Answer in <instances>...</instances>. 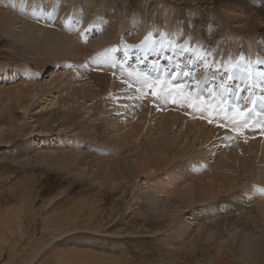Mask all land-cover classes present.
<instances>
[{
    "label": "rangeland",
    "instance_id": "rangeland-1",
    "mask_svg": "<svg viewBox=\"0 0 264 264\" xmlns=\"http://www.w3.org/2000/svg\"><path fill=\"white\" fill-rule=\"evenodd\" d=\"M64 1L67 5V8L65 9L66 17L62 21L58 19L52 20L55 22V25L52 23L51 26L48 27L53 29L55 32H64V34L57 32L61 37L57 38L58 41L56 40V43L48 40L51 34L34 33L32 30H28L31 34L27 33L28 35H25L23 30L18 28L20 25L18 23L15 24V22H13L8 24L7 22L5 24H0V85H3L0 87V107L3 100H7L11 93H13L11 97L14 96V93L19 92V89L23 90V92L27 94L31 89H28L30 87L29 83L31 84V87L33 86L34 90L37 89L36 92H38V96L36 98L33 99L32 97L31 99H28L29 104L32 105H29V109L27 111L22 109V104L25 103H19L20 107L19 105L14 104V107H12L14 111L6 110L3 112L0 109V264H264V240H261L259 247H250V255H247V251L242 253L244 250L241 249L239 237L244 234V231L248 230L251 225L249 219H247V221L245 220L246 222L243 221V217L246 214L245 210H243L245 207L236 195L237 191L240 193V190L242 192V190L251 187L252 189H256L255 183L252 185L253 181L251 182L248 179H250L251 176L258 174V171L262 172V169H264L263 159L257 158L255 159L257 161L254 162L247 161L248 166H250L247 168L246 173L248 171L249 172L248 174L244 173L246 177H241V180H243L241 185H244L241 189H239L240 185L238 181H235L236 187H225V185L227 186L230 183L233 184L232 182L226 184L222 183V185L225 184L224 187H221V189L218 188L216 191L213 189V195L209 192L206 194L203 192L204 195L201 194L200 196H197L199 199L191 206H197L196 211L202 210L205 213L202 220L203 223L201 221L202 224L199 226L204 225L201 228L198 227L199 223L192 225L193 229H189L190 233L188 234V238V235L183 234L185 226L182 220L184 217L192 218L190 211L182 212L179 216L176 213L173 214V216L171 215V217H174L175 221L173 224L170 217H161L155 207H152V205L144 197L143 200H141L136 206L139 210L135 208L133 212L126 213V208L129 206L130 202L134 200V196L140 191V188L144 187L142 193L140 191L141 194L147 192L148 188L145 185L148 186V184H146V181L153 184L159 180L152 176L148 177L146 173L139 171L136 167L133 168V173L131 168L130 176L125 178L124 176L126 173L121 165L127 167V164H130L133 167L134 162H136L132 159L134 157L131 158L132 161H107L110 163L112 162V165L116 163L113 169L112 177H109V173L104 167L106 161H101V163L91 161L94 160V156L99 154H97L96 149L92 150L90 147L91 145L94 147L93 143H95V146L103 145V141L107 140V145L103 146H106L105 148L107 149L109 147L110 150L102 153L104 157L107 158L114 154V158L109 157L110 159L108 158V160L121 159L123 155H132V153L135 154L136 158L140 157L143 151L141 149L139 151L138 149L139 146L144 145V140H142V138L132 139L131 144L133 146L130 144V141H120L119 137L122 138L123 136L114 135L112 131L114 127L116 128V126L121 122H113L114 118H124L123 115L125 113L132 115V113L135 112L134 110L131 111V109L135 107L134 102L135 104L139 102V105L142 107H144V105H149L150 109H154L156 113L161 112V109H157L156 106L173 104L171 99L165 101L163 99H155L151 95V88L149 85L152 84L157 76V73L153 71V66L151 67L152 64H142V69L139 70L140 73H137V75L132 74V69L126 68L120 64L117 58H119L120 53H122V47L120 48V46L125 42L124 40L132 38L160 40L161 36L164 33H167V36H169L168 39H175L177 44H183L185 41L189 40V47L193 49H195V46L199 44L203 46L204 51L210 50L213 55L208 58L209 63L213 60L217 62L225 61L228 63L231 58H234L236 62H239L241 55L245 57L246 61H251L250 53L246 51L243 52V46L252 50L256 60L264 59V53H258L259 47H264V23H262V26L258 27L256 30L247 31L246 29L240 30L241 27H239L236 22V16L246 17L250 14H256L264 21V0H214L216 2L213 0H196L197 3L195 2L194 6L190 5V3L193 2H187V5H185L184 2H177V4L174 5L165 1L162 2L161 7L157 5L158 0H144V2H141V0H119L117 5L113 1L114 5L112 2L111 10L113 13H119L118 9L122 12L123 26H119L121 22L117 21L118 16H116V21H113V23L112 19H109L111 28L110 31L107 32L104 31L107 27L102 30L101 28H98L101 19L98 16H95L96 14L93 12H87V14L91 15L89 16L91 19L88 17V21L90 20L89 22L84 20L85 18H83V11H81V7L85 5L81 2L82 0H74V3L71 2L72 0ZM92 1L93 0H89V3ZM212 1L213 3H211ZM49 3L53 5L51 1ZM99 3L101 5L103 0H100ZM77 4H79L78 7ZM119 4H121L122 9ZM143 6H145V13L144 11L141 12ZM179 6L181 7L179 8ZM182 8L184 9L182 10ZM211 8H213V11L216 13H213ZM95 9L97 8L95 7ZM27 10L22 11L21 13L18 11L17 16L21 19H26L27 22L31 23V25L34 24L39 26L40 22ZM137 12L144 16L143 25L137 29V34H128L124 31L125 26L130 25L129 21L135 16L133 13ZM71 13L73 15L69 17L68 15ZM98 13L100 12L98 11ZM24 14H27L28 16H25ZM92 15L94 16L92 17ZM110 15L112 16V14ZM110 15L108 17H110ZM92 20L95 22V25L92 24L91 27H89ZM31 25L29 24L27 29H29V26ZM152 27L154 29H152ZM62 28L63 30H60ZM181 30H183L182 33H180ZM239 30L240 32L238 33ZM9 31H12L13 34ZM223 31H226V34ZM177 33L182 34V39ZM232 33L236 36L235 40L227 35ZM7 34L10 35V37ZM108 34H110L109 37ZM206 35H209L208 37L212 39L210 40L209 38V41H207L208 37H205V40L204 36ZM41 37L42 40L40 39ZM238 37L239 44L236 43ZM63 38L65 39V43L63 42ZM76 40L79 41L81 45H85L86 48L80 45L81 48L79 49V46L77 47L78 44ZM71 41L73 42V44L71 43L72 45L70 44ZM61 44H63V46ZM236 44H238V46ZM88 45L92 48V53L88 50L90 49L87 47ZM76 47L78 50L82 49L83 51H86V53H91L90 55L98 56V58H103L107 51L115 53V56L112 54L114 58V71L110 76V85L107 86V93L109 95L112 94L114 97H110L109 95L106 96V100L108 101L113 98L110 102L114 103V106L108 105L107 107L98 110V112H95L102 117L103 128H101L99 132L104 134H100L98 132L97 134L99 136L97 134L95 135V142L90 139L89 142L79 143L77 145L75 144V146L71 145L73 144L71 143V140L68 142V139L70 138L68 134L73 135L76 131H73V127L67 124L65 122L66 120H63L64 109H61V113L58 114L59 117L56 116L58 117L56 119L57 121L53 123V127H55V129L49 132V134H45L43 132H39L41 134L38 133L39 129H36L38 126L36 120L39 119L38 117H40V115L48 113L51 109L50 106H48L47 109H42L43 105L49 103L48 100H50L51 97L56 96L57 98V96H62L66 93V90H63L64 92L60 90H52L51 92L48 91L50 90L48 88H51L49 83L51 81L50 74L52 71L60 69L55 75L59 77L56 83H62L63 80L68 78H72L75 81L79 79L78 76H74L76 70H73V68L64 70L65 67L62 65V61L65 58L73 62L79 57L76 53L74 54L73 51ZM52 50H54L56 56L53 54ZM63 50L67 51L69 55L67 56L66 52H63ZM38 53H40L41 56ZM52 54L54 56H51ZM149 57L151 58L155 56L154 54H151ZM176 60H179L182 65L187 64L188 62L187 55L182 57L176 56L174 57V61ZM235 60L231 59V62H235ZM161 66L166 67L169 70L173 68V65L168 66L167 61L163 59ZM120 67L124 68L122 72L119 70ZM186 70L195 76L196 81H203L209 73H214L215 76L220 75L219 72H215L214 67L204 68L203 65L199 63L194 64ZM141 73H147L149 79L146 81ZM55 78L56 77H52V80ZM31 82H33V85ZM44 83L47 86H45ZM189 83H191L190 80ZM83 84L84 87H86V85L91 86L87 82L85 83V81H81L76 85H69V90L72 87L70 92L74 90L73 86H78L76 87L77 89ZM114 84L116 86H114ZM114 87L120 91L112 90ZM8 89L9 92L7 94L6 90ZM12 89L14 91H12ZM93 89H96V87H93ZM193 90L195 89L193 88ZM117 91L118 93H123L124 95H117ZM41 93L42 95H40ZM88 93H90V91ZM28 94L31 95L30 93ZM173 95H176L177 98H179L178 93H173ZM259 96L260 93L257 92V100H259ZM192 98L190 101H192ZM72 99L73 101H76L77 97ZM82 100L83 99L78 100V103L76 102L77 104H75V106L80 105V113L85 116L82 117V119H86L93 114L94 111H92V109L89 111L87 110V107L91 105V102L88 101V99ZM205 100L207 101V104L213 103V100L206 94ZM72 104L73 103L69 102L67 109L66 107L63 108L67 111L68 106L71 107ZM127 106L128 110H126ZM111 107H114V110ZM225 107H227V105H225ZM106 108L107 110L105 112L104 110ZM137 108L139 109V107ZM12 112H14L15 115L11 114ZM25 112L27 115H25ZM110 114H112L113 117ZM14 118H16L15 121ZM171 120V129L169 133L171 134V138L173 134H175V137L173 136L172 139L176 140L173 142L172 148L177 147L181 149L182 146H184V142L185 145L187 142L192 143L193 139H191V135L190 138H187L189 135L186 132L187 128H182L180 130V125L173 122V117ZM107 121H111L112 123H108ZM142 122H144V120ZM172 124H174V126ZM212 124L216 128L220 129V133L218 132L216 134V137L212 139V142H215V147L218 146L217 151L221 152V157L225 155L227 148L225 145L219 146V143H216V141L219 140H226L229 142L238 140L239 142L235 141L236 145H238L236 148L241 150V157L248 160L250 155H252V152L246 151V143H248L249 140L258 141L263 148L261 156H264V144H262L264 141V127L260 124H256L255 120L253 121V124L255 125L254 130L251 128H241L237 125L236 132L231 131L234 125L231 122H227L222 119V114H219L217 119ZM221 124H224L225 127L218 126ZM30 125L32 126L30 127ZM14 127L15 129H13ZM65 128L67 130H65ZM210 128L211 127H209V129ZM32 130H34V132H32ZM221 130L226 133H223ZM79 132L80 130L76 133L80 134ZM259 132L263 133L259 134ZM122 133L125 135V130H123ZM91 134V137L94 138V134ZM104 135H106V137ZM113 135L115 138L112 137ZM114 139L116 140L114 141ZM200 141L203 142L202 140ZM178 142L182 145L179 146ZM195 144L197 149L201 147L199 140H197ZM203 145H208V143H203ZM110 147L113 149V152H111L112 149ZM53 149L56 150V152L54 151L51 154L50 150L53 151ZM73 150L88 155V161H86L87 164H83L85 161H69L71 158L70 152ZM43 151L48 156H45ZM121 153L123 154L122 156ZM25 157H27V159ZM211 160L212 159H210V161ZM182 162H180V164L182 163L181 165L185 167V169H183V180L187 181V176L190 178V174L193 172H191L190 168L187 167L186 164L188 163L186 161ZM168 165L171 166L170 163H168ZM98 169L101 171L99 177L97 178L95 175ZM252 169H254V171H251ZM208 170L209 167L207 166L205 167L203 173H209ZM220 172L224 173L226 171L220 170ZM235 173L237 172L235 171ZM152 174L153 171L151 172V175ZM241 176H243V174ZM134 177H136V180ZM113 178L118 179V181L115 180V182H112ZM111 182L115 185V187H110ZM137 182L138 185L135 184ZM249 183L251 185H249ZM185 188H187V184L186 186H183V189ZM149 190L151 192L152 190L157 191V189H150V187ZM165 198L169 201L166 204L167 208L172 202L180 199L179 196L175 197L174 194ZM224 209L228 211L226 212ZM236 209H241L239 214ZM216 211L218 212V215ZM231 212H235V214L237 212L240 217L238 218L236 216L237 214L235 215ZM216 215L220 217V219L217 218ZM222 217H230L227 219L237 220L239 222L241 221L242 223L239 224L238 227L229 231L231 224L224 223L223 225ZM17 221L19 224H17ZM192 221L193 220L190 222L192 223ZM213 221L215 222V225L212 224L214 223ZM204 222H208L209 225H206ZM170 224L174 226L172 227ZM57 225L59 226L57 227ZM195 226L199 229H194L196 228ZM171 227L174 229H171ZM181 227H183V229H181ZM205 228L206 230H204ZM263 228L264 224L257 231L261 233V229ZM175 229H177V231ZM234 230L235 232L240 233L236 235L235 239H233L234 237L230 234ZM179 231L180 233H178ZM199 232L201 233L200 235ZM205 234L207 236L206 238ZM227 236H230L229 239ZM187 239L189 242L186 243ZM194 239L195 243H193ZM258 256L259 258H257Z\"/></svg>",
    "mask_w": 264,
    "mask_h": 264
},
{
    "label": "bare ground",
    "instance_id": "bare-ground-1",
    "mask_svg": "<svg viewBox=\"0 0 264 264\" xmlns=\"http://www.w3.org/2000/svg\"><path fill=\"white\" fill-rule=\"evenodd\" d=\"M50 1H51V3H53V5H51L49 3ZM99 1L100 0H93L91 3H89V0H82L81 1L85 5V6H82L81 7V11H83V14H82L83 15V18H85L84 20L87 21V22L90 21V20L88 21V17L91 16V15L90 14H87V12L90 11V12H93L94 14H96L95 16H98L101 19V21L99 23V26H98V28H101V30L102 29H105L107 27L104 31H106V32L107 31H110V28H111L110 25L111 24H109L110 23V20L109 19H112V23H113V21H116L115 20L116 16H118L117 21L118 22H121V24H119V26L120 25L123 26V20H122L123 17L121 15L122 12L118 9V11H119L120 14L119 13H116V12L113 13L112 10H111V4H112V2L114 1L116 3V5H117L119 0H103V3L101 5H100ZM165 1H168L170 4H174V5L177 4V2L178 3L179 2H184L185 5H187V2H193V3H190L191 6H194V3L196 2V0H184V1H182V0H158L157 5L159 7H161L162 6V2H165ZM199 1H204V0H199ZM213 1L211 3H213ZM71 2L74 3V0H72ZM114 2H113V5H114ZM141 2H144V0H141ZM214 2H216V1H214ZM65 3L66 2L64 0H0V24H2V23L5 24L7 22H8V24L9 23H13V22H15V24L18 23V24H20L18 26V28L22 29L25 35L27 33H30V32H28V30H30V31L32 30L34 33H43V34L47 33V34H51L50 37L48 38V40L49 41H54L56 43L57 38L61 37V36L58 35L57 32H61V31L55 32L53 29H50L48 27H50L52 23L53 24L55 23L52 20H54V19L57 20L58 19V20H61L62 21L66 17L65 9L67 8V5ZM13 4L16 5L15 8L12 7ZM22 5H25L23 11H26L28 9L27 11H29L31 14H33V10L34 9L36 10V15H34V17H36V19L40 22L39 26L34 25V24L31 25V23L27 22L26 19H24V18L21 19V18H19L17 16L18 11H20V13L22 12V10H21ZM78 6H79V4H77V7ZM119 6L122 9L121 4H119ZM95 7L97 9H95ZM180 7L181 6H179V8ZM183 9L184 8H182V10ZM211 9L213 11V8H211ZM195 10H196V8H195ZM98 11L100 13H98ZM143 11L145 13V6H143L142 9H141V12H143ZM234 12H236V11H234ZM213 13H216V12L213 11ZM110 14H112V16ZM239 14H241V13H239ZM24 15L25 16H28L27 14H24ZM72 15L73 14L71 13L68 16L71 17ZM109 15H110V17H114V18L108 17ZM133 15H135V16L133 17L132 20L129 21V24L130 25H126L125 26V30L124 31L126 33H128V34L129 33H131V34H137V31H138L137 29L140 28L143 25L142 23L144 22V16L141 15L139 12L133 13ZM93 16L94 15H92V17ZM219 16H217V17H219ZM76 17H77V15H76ZM89 18L91 19V17H89ZM228 21H229V19H228ZM236 22L239 25V27H241L240 30L246 29L247 31L256 30L258 27L262 26L261 25L262 23H264V21L262 19H260L259 16H257L256 14H250V15H248L246 17H244V16H236ZM29 24L31 26H29V29H27V26ZM92 24L95 25V22H93V20H92L91 24L89 25V27H91ZM228 24H227V26H228ZM235 26H236V24H235ZM152 29H154V28L152 27ZM225 29H227V28H225ZM233 29H234V27H233ZM60 30H63V28L60 29ZM240 30L238 31V33L240 32ZM182 31L183 30H181L180 33H182ZM0 32H1V30H0ZM223 32L225 33L226 31H223ZM10 33H12V31ZM62 34H64V32ZM177 34L182 39V34H179V33H177ZM241 34H244V33H241ZM109 35L110 34H108V37H109ZM227 35L230 38H232L233 40H235V38H236V36L233 33L232 34H227ZM5 36H6V34H5ZM8 36L10 37V35H8ZM142 36H144V35H142ZM208 36L209 35H206V36H204V38L205 37L207 38ZM124 37H126V36H124ZM211 37H213V36H211ZM75 38H76V36H75ZM168 38H169V36H167V39ZM206 38H205V40H206ZM209 38L210 37L207 38V41H209L208 40ZM40 39L42 40V37ZM101 39H102V37H101ZM211 39L212 38H210V40ZM238 39H239V37L237 38L236 43L239 44V40ZM64 40L65 39L63 38V42H64ZM124 41L125 42L122 43V45L120 46V48L122 47V53H120L119 58H117V59L119 60V62H120L121 65H123L126 68L132 69L131 71H132V74L133 75H137V73H140L139 70L142 69L141 68L142 64H148L149 63V64H152L151 65V67H152L154 60H160V64H161V62H162L161 57L158 58V56L156 57L155 54H154L155 57H151L150 58L149 55H148L147 58L145 59V50L149 46V45H145V43H144L146 41V39L143 40V38H132V39H129V40L128 39L127 40H124ZM182 41H184V40H182ZM149 42H151V40H149ZM45 43H46V41H45ZM71 43L73 44L72 41L70 42V44ZM23 44H24V42H23ZM46 44H45V47H46ZM52 44H53V42H52ZM57 44H58V42H57ZM63 44H61V45L63 46ZM77 44L76 45H77V47L79 46V49L81 48V46H83V45H81L79 43V41H77ZM238 44H236V45L238 46ZM92 45H91V47H92ZM89 46L90 45H88L87 47L90 48ZM41 47H42V45H41ZM77 47L74 48L75 50L73 49V51H74V54L76 53V55H78L79 57L77 59H75V61H73V62L72 61H69V60H67V58H65L62 61V65L65 67L64 70H67L69 68H73V70H76V73L74 74V76H78L79 79L75 81L72 78H68L66 80H63L62 83L61 82L56 83L59 77L58 76H55V75H56V72L59 71L60 69L59 70L58 69L57 70L55 69V71H52V73L50 74L51 81L49 83V85H50L51 88H48V89H50L48 91L51 92L52 90H60V91L66 90L65 91L66 92L65 93L66 95L63 94V93H61L63 95L62 96H57V98H56V96L55 97L54 96L53 97L50 96L51 99L49 98L50 99V100H48L49 103L43 105L42 106V109H47L48 106H50L51 109L46 114L45 113L44 114L41 113L42 115H40V117H38L39 119L36 120V123H38V126H37L36 129H39L38 130V133L39 132H41V133L43 132L45 134H47V133L49 134V132H51L52 130L55 129V127H53V123H55V121H57L56 119L59 117L58 114L61 113V109H64V113H63L64 114V116H63L64 119L63 120H66L65 122L67 124H69L71 127H73V129H74V130L72 129L73 131H76L77 132L78 130H80V132H79L80 134H78L76 132H74L75 134H73V135L72 134H68L70 136V138L68 139V142H70V140H71L72 141L71 143H73L71 145H75V144L77 145L79 143L89 142L90 139H92L95 142L96 141L95 140L96 139V136L95 135L99 132V130L101 128H103V125H102V117H101V115L96 114L95 112H98V110L103 109V108L107 107L108 105H113L114 106V103L110 102L113 98L112 99H109L110 101H108V100H106V96L109 95L107 93V90H108L107 86L110 85V79H111L110 76L112 75V73L114 71V64H113L114 63V58H113V55L112 54H114V56H115V53H113V52L110 53L109 51H107L106 54H105V56L103 58H98V56H96V55H90L92 53L91 52V49L92 48L88 49L91 52L89 54V52L86 53V51H83L82 49L81 50H78ZM83 47H85V45ZM36 48H38V47H36ZM43 49H44V47H43ZM43 49H42V52H43ZM52 51H53V54H55L54 53V50H52ZM64 51L65 50H63V52ZM245 51L250 53V60H251V62H254L256 59H255V56L253 55L252 50L249 49L246 46H243V52H245ZM65 52H66V55L68 56L69 54L67 53V51H65ZM258 53H264V47L263 46H260L259 47ZM38 54L40 55V53H38ZM46 54H47V52H46ZM53 54L51 56H54ZM55 56H56V54H55ZM231 59L235 60L234 58H231ZM141 60H144V62L141 63ZM218 62H220V61H218ZM223 62L225 64H227V62H225V61H223ZM232 63H237V62L235 60V62H232ZM167 65L168 66H171L170 64H168V61H167ZM116 66H117V64H116ZM119 70L122 72L124 70V68L123 67H120ZM61 73H63V72H61ZM52 77H56V78L52 80ZM86 79H87V81H86ZM81 81H85V83L87 82L91 86H87L86 85V87H84V84H83V85H81L77 89H76V87H78V86H75V87L73 86V89L74 90L70 92V90H71L72 87L69 90V85L70 86H71V84L72 85H76L78 82H81ZM24 83H26V82H24ZM31 83L33 85V82H31ZM46 83H48V82H46ZM115 84H114V86L117 85V84L116 85ZM29 85H30V87L28 86L29 87L28 89H30V88L31 89L29 90L28 93H30L31 95H29L27 92H26L27 94H25V92H23V90H20L19 89V92L14 93V96L11 97V95H13V93H11L10 94V97H8L7 100H3V103H2V105L0 107V109L3 112L6 111V110L7 111L8 110H13L12 107H14V104L19 105V103H25V104H22L23 105L22 106V109L25 110V111H27L29 109V105H32V104H29V100L28 99H31L32 97L34 99V98H36L38 96V92H36L37 89L34 90V87L33 86L31 87V84L30 83H29ZM44 85H45V83H44ZM1 86H3V85H0V87ZM45 86H47V85H45ZM26 87H27V85H26ZM81 87H83V88H81ZM93 87H96V89H93ZM43 88H45V87H43ZM112 90H118V91H120L119 89H116L115 87ZM6 91H7V94H8L9 89L6 90ZM6 91H5V93H6ZM12 91H14V90L12 89ZM89 91H90V93H88ZM118 91H117V93H118ZM111 92H113V91H111ZM42 93L40 95H42ZM117 95H124V94L123 93H118ZM45 96H47V95H45ZM109 96L110 97H114L112 94L109 95ZM75 97H77V99H76V101H73L72 98H75ZM80 99H83V100L88 99V101L91 102V105L89 104L90 106L87 107V110L89 111L90 109H92V111H94V113L93 114L90 113L91 115L88 118H86V119H82V117H85V116H83L80 113V108H81L80 105L79 106H75V104H77L78 103V100H80ZM194 101H195V98H192V101H186L183 104L177 103V104H171V105H166V106L165 105L164 106L158 105V106H156V108L157 109H161V112H157V113H156V111L154 109H152V108L150 109V106L149 105H144V107H142V106L139 105V102H137L136 104L134 102L135 107L132 108L131 111L134 110L135 112L132 113V115L125 113L123 115L124 118H120V119L114 118L113 122H121V123L118 124L116 126V128L114 127V129H113L112 132L114 133V135H119V136L125 137V138H123V137L121 138V137L117 136V137H119V140L120 141L121 140H124V141L127 140V141H130V144H131V140L132 139H135V138L136 139L142 138V140H144V142H143L144 145L139 146V149H138L139 151L141 149L143 151V153L138 158H136L135 157V154H133V153H132V155H123L121 153V156L123 155L121 159L108 160V158L110 156L108 158L107 157H104V155L102 153V152H108L110 150L109 147L107 149V148H105L106 146H103V145H107V143H108L107 140H104L103 141V145L95 146V143H93L94 144V147H93V145L90 146L92 150L93 149L94 150L96 149L97 150V154H99V155L94 156V160H91V161H95V162H98V163H101V161H106V164L104 165V167H105V170L109 173V177H112L113 169H114V166L116 164L115 163L114 165H112V162L113 161H132L131 158L134 157L132 159H134L133 161H136V162H134L133 167L130 164H127V167L121 165L122 168L125 170V173H126V175L124 176L125 178L130 176V174H131L130 173L131 172V168H132V173H133V168L136 167V169H138L139 171H142V172L146 173V175L148 177L149 176H152V177H154V178H156V179L159 180L158 182L153 183V184L146 181V184H148V186L145 185L148 188L147 192H144V194H141L144 187L143 188H140L141 193L139 191L137 194H135L134 200L131 201L130 204L128 202L129 206L126 208V213L133 212L135 210V208H137L136 206L138 205V203H140V201L143 200L144 197L152 205V207H155L156 211L159 213V215L161 217H168V218L170 217L171 218V222L173 224H174L175 221H174V217H171V215L173 216V214L176 213L179 216L180 213H182V212H185V211L189 212L190 211L191 212L190 215H192V218H189V217L186 218V217H184L183 220L181 218H179V219L182 220V222L184 223V226H185V230L183 231V234L184 235H188L190 233L189 232L190 231L189 229H191L193 227L192 225H194L195 223L196 224L199 223L198 224V227H200V228L204 225L203 224L202 226H199L200 224L203 223L202 220L204 218L205 213L202 210L196 211V209H197L196 207L197 206L196 207H192L191 206L192 204H194L195 201H197L199 199L197 196H200L201 194H203V192H205V194L209 192V193H211L213 195V192H214L213 189H215V191L218 188L221 189V187H224V185L226 183H229V182H232L233 184L230 183L227 186L225 185V187H232V186H235L236 187V182L235 181H238L239 182V185H240L239 189H241L242 186H244V185H241V182L243 181V180H241V177L242 178L244 176L246 177V175H244V173H246L247 168H249V166H250V165L248 166L247 161H253L254 162V161H257V160H255L257 158H261V159H263L262 161H264V156H261L262 153H263L262 146L259 144L258 141H250V140H249V142L246 141L248 143H246V145H245L246 151L252 152V155H250L249 160L246 159V158H242L241 155H240L241 154V150H239V149L236 148L238 145H236L235 141L239 142L238 140H234L233 142H229V141H226V140L216 141V143H219V146L220 145H225V147L227 148V151H226L225 155L221 157V154H220L221 152L220 151L219 152L217 151V147L218 146L215 147L214 146L215 142H212V139L214 137H216V134L218 132L220 133V129L219 128H216L212 124L217 119L218 114L217 113H211L210 114V112L207 109V107H205L202 111L201 110H198V109H195V108H189L187 106V104L189 102H194ZM31 102H33V101H31ZM38 102H39V100H38ZM69 102H71L73 104H72L71 107L68 106V110L66 111L65 108H63V107H66V109H67V105H69ZM87 103H89V102H87ZM19 107H20V105H19ZM137 107H139V109ZM111 108H113V110H114V107H111ZM14 109H16V108H14ZM106 110H107V108L104 111L106 112ZM126 110H128V106H127ZM2 111H1V113H2ZM11 114H14L15 115L14 112H12ZM83 114H84V112H83ZM104 114H106V113H104ZM16 115H18V114H16ZM25 115H27L26 112H25ZM80 115H81V117H80ZM110 115L113 117L112 114H110ZM18 116H20V115H18ZM18 116H17V118H18ZM37 116H38V114H37ZM56 116H58V117H56ZM31 117H33V116H31ZM172 117L174 118L173 122L175 124L178 123L180 125L181 128L178 126L180 128V130L182 128L183 129H186L187 128L186 132L189 134L187 138H190V135H191V139H193V142L192 143L187 142L186 145H185V142H184V146H182L181 149L180 148H177V147L172 148L173 142L176 141V140L172 139L175 134H173V136L171 138L170 137L171 134L169 133V131L171 129V126L170 125H171V121H172L171 118ZM19 119H20V117H19ZM159 119H161V120H159ZM15 120H16V118H14V121ZM143 120H144V122H142ZM209 120H211L212 122L208 124ZM256 120H260V121L264 122V114H258L257 117H256ZM61 121H62V119H61ZM19 122H21V121H19ZM110 122H108V123H110ZM20 125H19V127H20ZM32 125H30V127ZM62 125H60V126H62ZM172 125L174 126V124H172ZM11 126H12V124H11ZM110 126H111V124H110ZM209 127H211V128L209 129ZM17 128H18V126H17ZM13 129H15V127ZM34 130H32V132H34ZM65 130H67V129L65 128ZM123 130H125V133H126L125 135H123V133H122ZM63 131H64V129H63ZM36 132H37V130H36ZM222 132L223 133H226L224 131H222ZM13 133H15V132H13ZM41 133H39V134H41ZM91 133L94 134V136H95L94 138L91 137L92 136ZM99 133L100 134H104V133H101V132H99ZM262 133L263 132H259V134H262ZM62 134H63V132H62ZM114 135L112 137H114ZM81 136H82V139H81ZM104 136L106 137V135H104ZM104 136H103V138H104ZM82 140H85V141H82ZM115 140L116 139H114V141ZM117 140H118V138H117ZM197 140H199V144L201 145V147L198 148V149L196 148V144H195V142H197ZM200 140H202L203 142H201ZM59 141H61V140H59ZM185 141H186V139H185ZM128 143H126V144H128ZM132 143H133V141H132ZM203 143H208V145H205L204 146ZM178 144H179V146L182 145L179 142H178ZM262 144H264V141L262 142ZM135 145H137V144H135ZM202 145H203V147H202ZM203 148H208V149H203ZM56 149H58V148H56ZM54 151L56 152V150H54V149H53V151L50 150L51 154ZM57 152H58V150H57ZM111 152H113V149H112ZM43 153H44V151H43ZM70 153H71V155H70L71 158H70L69 161H85V162H83V164H85L86 161H88V157L89 156L83 154L82 152L73 150ZM46 155L47 154H45V156ZM25 156H26V154H25ZM113 156H114V154L110 158H112ZM115 156H116V154H115ZM25 158L27 159V157H25ZM210 159H212V160L210 161ZM107 161H112V162L110 163V162H107ZM178 161H180V162L186 161L188 163V164H186L187 167H189L190 168V171L193 172V173L190 174L191 175L190 178L187 176V181L183 180V178H184L183 177V175H184V170L183 169H185V167L183 165H181L183 162L180 164V162H178ZM222 161H224V162H222ZM168 163H170L171 166H169ZM207 166L209 167V170H208L209 173H205V172L203 173L205 167H207ZM187 170H188V168H187ZM220 170L221 171L222 170L223 171L225 170L226 172L221 173ZM100 171H101L100 169H98L96 171V175L95 176L97 178L99 177ZM152 171H153V174L151 175V172ZM235 171L237 173H235ZM251 171H254V169H252ZM248 172L246 174H248ZM116 173H118V172H116ZM242 174H243V176H241ZM249 175H250V173H249ZM249 175H248V177H249ZM101 176H102V174H101ZM136 177H134L135 180H136ZM208 179H210V180H208ZM115 180L118 181V179H114L113 178L112 179V182H115ZM248 180H250L251 182L253 181L252 182V185H253V183H255L256 189H252V187H251V188H247V189L242 190V192L240 190V193L238 191H237V193L236 192L235 193H236L239 201L245 207V209H243V210H245V213L246 214L243 217V221H245V220L247 221V219H249L250 225H251L250 228H248V230H245L244 231V234H242L239 237L240 244H241V249L244 250V251L242 250L243 251L242 253H244L245 251H247L248 252L247 255H250L249 254V252L251 251L250 250V247L251 246L259 247V245L261 243V240H264V228L261 229V231H262L261 233L257 231L264 224V195H261L260 192L258 191V189H264V169H262V172L261 171H258V174H255V175L251 176L250 179H248ZM112 182H111L110 187H115V185L112 184ZM222 183H225V184L222 185ZM246 183H244V184H246ZM135 184L138 185V182L135 183ZM186 184H187V188L183 189V186L184 185L186 186ZM249 185H251V184L249 183ZM149 187H150V189L151 188H155V189H157V191H153L152 190V192H151L149 190ZM247 187H248V185H247ZM230 191H231V189H230ZM230 191H229V193L231 194ZM225 192H226V190H225ZM171 194H174L175 197L179 196L180 199L178 201L172 202L171 205H169V207L167 208V205L166 204L169 201H167V199L165 197L171 196ZM233 198H235V197H233ZM223 199H224V197H223ZM225 202H226V200H225ZM201 204H203V203H201ZM223 204H224V202H223ZM236 210H238V214H239V211L241 209H236ZM224 211H226V210L224 209ZM231 213H233V212H231ZM231 213H230V215H231ZM233 214H235V212ZM236 214H237V212H236ZM238 214L236 216L239 218L240 215L238 216ZM217 215H218V212H217ZM225 215H226V213H225ZM217 218L220 219V217H218V216H217ZM222 218H223L222 219V224L223 225H224V223H227V224L230 223L231 224V226L229 227V231H231V229H233V228L238 227V225L242 223L241 221L239 222L237 220L227 219V218H230V217H225V218L222 217ZM189 220L190 221L193 220L192 223ZM176 221H178V220H176ZM201 221H202V223H201ZM204 221H206V220H204ZM245 222H243V223H245ZM204 223L206 225L207 224L209 225L208 222H204ZM216 223H217V221H216ZM220 223H221V220H220ZM17 224H19V222ZM212 224L215 225V222L212 223ZM62 225H61V227H62ZM180 225H181V223H180ZM58 226L59 225H57V227ZM182 226H183V224H182ZM217 226H218V224H217ZM172 227H171V229H174ZM198 227H196L194 229H197L198 230L199 229ZM178 228H180V227H178ZM62 229H63V227H62ZM181 229H183V227H181ZM175 230L177 231V229H175ZM204 230H206V228ZM178 233H180V231ZM205 233H206V231H205ZM200 234L201 233L199 232V235ZM213 234H214V232H213ZM230 234H232V236L234 237L233 239H235L236 238V235L237 234H240V233L239 232H235V230H234ZM61 235H62V233H61ZM173 235H174V232H173ZM197 235H198V233H197ZM214 236H216V235H214ZM175 237H173V238H175ZM206 237L207 236L205 234V238ZM229 237H228V239H229ZM188 238H189V235H188ZM214 238H217V237H214ZM222 239H225V238H222ZM222 239H220V240H222ZM189 240H191V239H189ZM202 240H203V237H202ZM211 240H212V235H211ZM224 241H226V240H224ZM173 242H171V243H173ZM187 242H189L188 239H187L186 243ZM193 243H195V239H194ZM220 243H222V242H220ZM217 245H218V242H217ZM255 252H256V250H255ZM255 256H256V254H255ZM259 256L257 258H259ZM33 259H34V257H33Z\"/></svg>",
    "mask_w": 264,
    "mask_h": 264
},
{
    "label": "snow or ice",
    "instance_id": "snow-or-ice-1",
    "mask_svg": "<svg viewBox=\"0 0 264 264\" xmlns=\"http://www.w3.org/2000/svg\"><path fill=\"white\" fill-rule=\"evenodd\" d=\"M12 7L15 8L16 5L13 4ZM24 7L25 5H22V11ZM33 15H36L35 9ZM167 35L164 33L160 40L149 42L146 39L144 42L149 45L145 50V59L148 55L155 54L173 65L169 70L161 66L160 60L153 61V71L157 76L149 87L155 99H171L173 104H183L194 97L195 101L187 104L189 108L202 111L207 107L210 114H222V119L234 125L231 129L233 132L237 131V125L254 130V120L256 124L264 127V122L256 120L258 114H264V59L251 62L241 55L237 63H232L231 59L227 64L215 60L209 63L208 58L213 55L210 50L204 51L203 46L199 44L193 49L189 47L188 41L178 45L175 39H167ZM184 55H187V64L182 65L179 60L174 61V57ZM143 62L144 60H141V63ZM197 63L202 64L204 68L214 67L215 72L220 75L209 73L203 81H196L195 76L186 69ZM141 75L146 81L149 79L147 73ZM257 92L260 93L259 100L256 98ZM173 93H178L179 98ZM205 94L213 100L212 104H207ZM211 122L209 120V123ZM218 126L225 127L224 124ZM258 191L264 195V189Z\"/></svg>",
    "mask_w": 264,
    "mask_h": 264
}]
</instances>
